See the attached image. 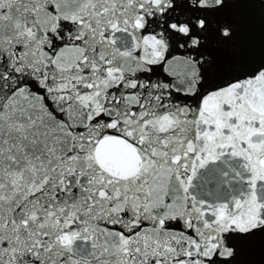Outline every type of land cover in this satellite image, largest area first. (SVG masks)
I'll use <instances>...</instances> for the list:
<instances>
[{
	"label": "snow or ice",
	"instance_id": "obj_1",
	"mask_svg": "<svg viewBox=\"0 0 264 264\" xmlns=\"http://www.w3.org/2000/svg\"><path fill=\"white\" fill-rule=\"evenodd\" d=\"M0 264H264V0H0Z\"/></svg>",
	"mask_w": 264,
	"mask_h": 264
}]
</instances>
